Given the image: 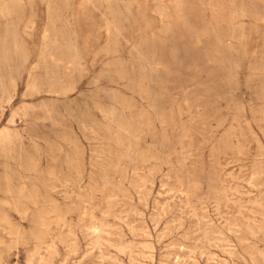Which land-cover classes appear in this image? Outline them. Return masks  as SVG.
Instances as JSON below:
<instances>
[{
    "label": "rangeland",
    "instance_id": "374dc122",
    "mask_svg": "<svg viewBox=\"0 0 264 264\" xmlns=\"http://www.w3.org/2000/svg\"><path fill=\"white\" fill-rule=\"evenodd\" d=\"M0 78V264H264V0H0Z\"/></svg>",
    "mask_w": 264,
    "mask_h": 264
},
{
    "label": "bare ground",
    "instance_id": "6f19581e",
    "mask_svg": "<svg viewBox=\"0 0 264 264\" xmlns=\"http://www.w3.org/2000/svg\"><path fill=\"white\" fill-rule=\"evenodd\" d=\"M2 1V0H1ZM6 5V4H5ZM96 10V9H95ZM33 15V14H32ZM115 26V25H114ZM18 44H19V42H18ZM18 47H19V45H18ZM22 48V47H21ZM20 53V52H19ZM19 55V54H18ZM138 55V54H137ZM19 56H21V54L19 55ZM31 76V75H30ZM1 79V78H0ZM3 87V86H2ZM27 87H29V86H27ZM26 90V89H25ZM140 91V90H139ZM142 92V91H141ZM48 93V92H47ZM24 96V95H23ZM165 116V115H164ZM163 121H164V119H163ZM1 131H2V129H0ZM119 130V129H118ZM4 132V131H3ZM115 133V132H114ZM8 136V135H7ZM5 137H6V135H5ZM140 137V136H139ZM7 139L9 138V137H6ZM264 139V138H263ZM4 140V139H3ZM54 148V147H53ZM62 148V147H61ZM81 148V147H80ZM129 148V147H128ZM155 148V147H154ZM147 149V148H146ZM95 152V151H94ZM149 152V151H148ZM145 153V152H144ZM102 154V153H101ZM137 155V154H136ZM148 155V154H147ZM146 155V156H147ZM6 156V155H5ZM141 156V155H140ZM143 156H144V154H143ZM141 157V158H144V157ZM154 156V155H153ZM3 157H4V155H3ZM123 157V156H122ZM155 157V156H154ZM147 158H149V157H147ZM153 158V157H152ZM145 160V159H144ZM148 160V159H147ZM151 160V159H150ZM30 161V160H29ZM73 161V160H72ZM107 161V160H106ZM80 164V163H79ZM32 165V164H31ZM78 166V165H77ZM81 168V167H80ZM51 176V175H50ZM14 181V180H13ZM95 183V182H94ZM10 184V183H9ZM8 184V185H9ZM11 187V186H10ZM82 189V188H81ZM31 194V193H30ZM32 196V195H31ZM57 206V205H56ZM57 208V207H56ZM30 211V210H29ZM57 212V211H56ZM59 212V211H58ZM71 212V211H70ZM54 214V213H53ZM93 214V213H92ZM237 214V213H236ZM6 219V218H5ZM45 220V219H44ZM49 227V226H48ZM63 229V228H62ZM94 230V229H93ZM100 231V230H99ZM77 237V236H76ZM113 247V246H112ZM155 248V247H154ZM222 248H225V247H222ZM227 248V247H226ZM128 249V248H127ZM259 250V249H258ZM227 251V250H226ZM260 251V250H259ZM131 252V251H130ZM230 252V251H229ZM228 252V253H229ZM88 253V252H87ZM260 253V252H259ZM41 256V255H40ZM139 256V255H138ZM114 259V258H113ZM133 259V258H132ZM119 261V260H118ZM225 263H227V262H225Z\"/></svg>",
    "mask_w": 264,
    "mask_h": 264
}]
</instances>
